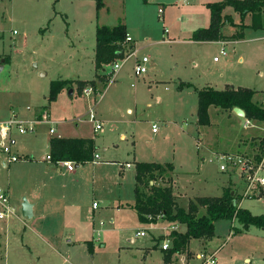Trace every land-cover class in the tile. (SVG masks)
Segmentation results:
<instances>
[{"label":"rangeland","instance_id":"374dc122","mask_svg":"<svg viewBox=\"0 0 264 264\" xmlns=\"http://www.w3.org/2000/svg\"><path fill=\"white\" fill-rule=\"evenodd\" d=\"M209 1L223 0H105L109 16L104 19L96 17L95 0L81 4L79 0H0V121L14 117L29 127L35 125L34 132L18 137L21 161L4 166L6 157L0 154V189L9 190L12 203L25 222L28 218L22 215L21 208L32 187L31 163L48 155L50 137L59 135L94 138L103 162L174 164V194L185 209L196 197L222 196L229 189L237 194L242 208L253 215H264V188L251 187L238 171L221 172L224 162L218 158L225 154L256 158L253 144L246 149L244 141L250 144L254 137L264 138V124L251 121L246 127L247 121L244 125L241 119L229 120L227 111L211 107V125H197V89L210 86L224 90L228 82L243 81L264 92V31H245L247 40L254 37L253 43L224 45L229 56L221 54L223 45L219 42L192 41L193 32L209 27ZM161 3L167 5L164 14L158 12L163 8ZM227 13L240 21V15L232 8L228 7ZM120 22L133 29L138 50L126 41V61L116 76H108L107 68L106 74L100 73L106 82L94 80L93 95L79 94L77 89L70 94L65 89L55 102L49 103L52 81L95 77L96 26L105 23L113 27ZM244 22L249 23L250 19ZM222 34L233 37L237 29L225 25ZM135 52L137 57L150 58L148 72L139 78L133 76ZM240 55L243 63L238 61ZM4 58H8L5 64ZM183 84L191 86L180 88ZM258 99L254 102L263 107L264 100ZM91 109L103 124L99 132H95L89 119ZM46 112L49 119L39 120ZM154 124L158 128L155 133ZM51 128L56 129L55 135L50 134ZM198 139L202 144L199 147ZM94 164H85V177L94 182L95 194L103 195L96 196V225L102 221L111 230L108 237L95 233L96 254L87 246H79L71 260L77 264H163L162 251L154 249L156 234L162 233L157 240L172 247V232H180L181 225L165 220L142 225L138 216L129 211L116 216L112 208L115 199L120 194L129 196V177L135 168L126 170L128 181L122 188L121 180L113 175L116 166L102 165L96 170ZM92 204L93 200L89 206ZM204 212L202 209L201 214ZM23 227L18 222L10 228L9 244L5 238L2 242L0 264H11L9 255L14 253L16 240L22 239ZM137 229L147 236L137 237ZM237 230L242 227L236 220L215 223L210 250L218 251L217 264H264V229L251 226ZM5 232L7 229L3 236ZM133 236L136 241L131 243ZM101 243L105 248L101 249ZM201 249L197 240L191 241L194 254ZM43 256L39 264H72L63 249L59 255L49 252ZM15 257L21 260L20 256Z\"/></svg>","mask_w":264,"mask_h":264},{"label":"trees","instance_id":"16d2710c","mask_svg":"<svg viewBox=\"0 0 264 264\" xmlns=\"http://www.w3.org/2000/svg\"><path fill=\"white\" fill-rule=\"evenodd\" d=\"M146 2V0H144ZM58 2V0H55ZM97 13L105 8V0H95ZM232 8L241 17V22L235 24L232 15L226 14V8ZM210 10V25L198 29L191 40L198 43L218 42L225 38L222 29L225 25H232L240 30L233 39L242 38V31L246 27L244 20L252 17L250 28L255 31L264 29V0H223L207 4ZM127 28L121 22L113 27L97 25L95 69L98 73L110 68L116 61L124 59L126 54ZM8 58H5V62ZM100 81L104 77L97 75ZM77 84L80 93L85 86L94 81H52L48 96L49 103L55 102L59 94L65 89H73ZM191 86L183 84L180 88ZM96 89V87H95ZM198 110L197 125L210 126V108L217 107L233 112L241 108L246 119L264 124V108L254 102L255 91L247 88L228 87L225 90H216L212 87L197 89ZM256 162H260L264 154V138L259 139ZM97 152L96 141L93 138H52L50 141V156L52 162H75L77 165L90 163ZM172 164L137 163L136 164V201L133 209L143 224L156 223L165 220L169 223H178L186 227V231L172 232V247L166 251L165 264H170L174 254H183L188 251L191 240H211L215 236V223L219 220H236L242 230L251 226L264 229V215H253L249 210L240 206L241 201L232 190L226 189L221 197H199L191 201L188 209L180 207L174 194ZM204 213L201 214V210ZM237 230L236 232H241Z\"/></svg>","mask_w":264,"mask_h":264},{"label":"crops","instance_id":"0c3cea01","mask_svg":"<svg viewBox=\"0 0 264 264\" xmlns=\"http://www.w3.org/2000/svg\"><path fill=\"white\" fill-rule=\"evenodd\" d=\"M82 2H84V0H79L78 3L81 4ZM58 3H60V0H58ZM210 3H216V2H210L209 1L207 4H210ZM160 5H162V7H163L162 9L164 11L163 12V14H164L167 5L164 3H161ZM105 7H106V5H105ZM159 9H158V12H159ZM227 10H228V8H227ZM227 10L225 11V13L232 15L231 13H227ZM108 16H109V11L106 10L105 8H103L99 14L97 13V9H96V17L97 18L103 17L104 19H107ZM232 17H233V15H232ZM233 19H234V17H233ZM247 19H250V22L249 23L244 22L246 27L242 31V33H243L242 38L233 39L232 37H226L223 35L225 37V39L218 41V42L221 43L222 45L224 44L225 46L227 44H234V45L240 44L241 45V44H243V42L253 43L254 37L250 38L248 40L246 39V32L245 31L253 30L252 28H250V25L252 23V17L247 16L244 21H247ZM234 22H235V24H239L241 22V17H240V21L239 20L236 21L234 19ZM103 25H106V24L104 23ZM96 28H97V26H96ZM126 28H127L128 35L132 38L131 47L132 48L135 47V49L137 51L138 50L136 48L137 39L135 38L134 34H132L133 29L128 28L127 26H126ZM236 29H237V33L240 32V30L238 28H236ZM258 31H264V29L258 30ZM191 38H192V36H191ZM258 41H261V39L258 38ZM127 46H128V44H127ZM136 55H137V52H136ZM225 56H229L228 53ZM3 60H4V64H5L6 63L5 58ZM238 61L240 63H243L244 57L242 55H240L238 57ZM94 66H95V58H94ZM106 69L103 71L104 73L106 72ZM95 71H96V69H95ZM100 73H98L96 71L95 77L91 80H72V81H75V82H77V81H94L95 79H97L96 77H97V75H100ZM133 76H134V73H133ZM225 85H226L225 89L228 87H233L235 89H238V88L251 89V90L255 91L254 100L256 97L259 98L257 101L264 100V92L263 91L260 92L259 90L252 88L253 86H249L248 82L242 81V82H238L237 84L228 82ZM76 86H77V84L75 83L74 87L72 89L73 93H75V90L77 89ZM86 87H92L94 89V91H96L92 85H87V86H85V88ZM207 87H210V86H207ZM77 91H78V89H77ZM79 94H84V92H82V93L79 92ZM90 95H93V93ZM226 113H227L229 120L236 121V120L241 119V120H243V124L244 125L246 124V121H247L246 117L242 119L241 117H238L234 113V111L233 112L227 111ZM246 127H248V126L246 125ZM244 129H246V128H244ZM56 132L57 131H55V134H56ZM55 134H53V135H55ZM18 137L19 136H17V139H18ZM52 138H54V137H50L49 143L47 145L48 155L50 154V141ZM55 138H77V137H66V136L59 135V137H55ZM82 138H84V137H82ZM260 138H262V137H260V136L254 137L250 141L251 142L250 144H249V142L244 141V146L247 149L248 146L250 147V145L253 144L252 145L253 148H256V146H258V143H259L258 139H260ZM200 145H202V144L200 143V140L198 139L197 146L199 147ZM96 146H97V144H96ZM17 150H18V153L21 155V153H20L21 151H20L18 146H17ZM243 152L246 153V151H243ZM243 152H241V153H243ZM96 154H98V148H97ZM217 154H219V153H217ZM46 157H47V155L45 157H43L41 160H38L37 163H35V162L31 163L32 165H34V167L32 168V173H31V177H30L32 187L29 190V192L25 195L26 198H25L24 202L22 203V208H21L22 215L25 218H28V221L25 222L20 217V213L17 210V207L14 206L15 205L14 203H12V204H14L13 206L16 208V215L7 219L6 221H0V252L2 250V242H3L4 238H5V241L7 242V244H9V240L11 238L10 228L18 222H20L24 226L22 239L21 240L18 239V241L16 240V245H14V253L11 252L9 255L10 257L7 256V259L9 257L8 261H9V263L11 262V264H39L42 261V258L44 257L43 255H47L49 252L52 253L53 255H59L62 253V249L64 250V253L66 254L67 260L72 264H77L74 262V260H71V254L73 253V251L79 246H83V247L87 246L88 249H90V251H93L94 254H96L97 250H96V245H95V241H94L95 233L99 234V235L104 233V235H106L105 237H108V234L110 233V230H111V228H106V224L103 223L102 221L99 223L98 226L96 225L95 212L97 209H99V205H98V207H96L97 208L96 209L94 207V203L96 201V196L98 197V196H103V195L101 193L96 195L95 194L96 191L94 188V182L90 183L89 181H87V179L85 177V174H86L85 164L76 165V168L74 171H68L66 169V167L57 165L52 161L46 160ZM133 161H134L133 164H132V162L125 161L124 163H119L118 165H116V162H103L102 158L100 156L99 161L94 164V167H95L94 169H96V170H97L96 167H99L102 165H104V166H116V170L114 171L113 175L118 181L121 180L120 186L122 188H123L124 183L126 182V180L128 178V175L126 174V170L131 169L133 166L135 168L134 175L129 177V181H130L131 186H132L129 189L130 190L129 196H128V193L125 194L124 196H123V194H120L118 196V198L115 199L114 207H112L116 211V213H117L116 216H118V217L121 216V213L124 211H127V212L129 211L131 214H135L136 216H138L135 209H133V206H134L135 201H136V193H135V189H136V164L137 163H148V162H138L136 160H133ZM90 163H93V162H90ZM151 163H156V162H151ZM128 164H130V166H128ZM159 164H163V163H159ZM165 164H172V163H165ZM3 165H4V162H3ZM172 165L174 167V172H173L174 173L173 178H174L175 176L177 177V172H176L175 165L174 164H172ZM176 179H175V181L173 180L174 186H175V182H177ZM132 182H134L133 185H132ZM225 188H226V186L223 188V192H224ZM5 190H7V189H5ZM7 191L9 192V190H7ZM209 197H213V196H209ZM217 197H221V196H217ZM10 198H11V195H10ZM196 198H199V197H196ZM91 200H93V204H92L93 207L89 206V202H91ZM11 202H12V199H11ZM24 203H26L29 206V208L27 207V209H26V212L28 213L26 215L24 214V210H23ZM240 205H241V203H240ZM93 211H94V213H93ZM133 212H135V213H133ZM111 222L114 224L113 220H111ZM141 224L142 225H149V224H143V223H141ZM153 224H155V223H153ZM179 225H181V224H179ZM181 227L183 229L180 232L184 233L186 231V227L184 225H181ZM4 229H7V232H5V234L3 236L2 232ZM141 232H143L142 229L141 230L137 229L136 230V236L137 237H146L147 236V234H146V236L139 235V233H141ZM160 234H162V233L156 234L157 235L155 237L156 245L154 246V249H160L162 251V254H163L162 262H163V264H165L164 257L166 255V251L162 250V244L163 243L161 241L157 240L158 236ZM11 240H13V239H11ZM129 241L131 243H134L136 241V238L133 236L130 238ZM197 241L202 246L201 251L197 254H200L201 252L215 253L217 256V263H218V251L217 250H215V251L210 250V243H211L212 239L211 240H197ZM101 242H103V241H101ZM104 243H101L102 244L101 249L105 248L106 245ZM10 246L13 248V243H11ZM6 249L8 251V246ZM189 253H190V257H189ZM197 254H194L190 250V244H189L188 251L186 253H183V254H174L170 264H192L193 261H197V260L199 261V259L197 258ZM191 255H193V256L191 257ZM15 256H20L21 260H19ZM7 259H6V261H7ZM144 259H147V256ZM78 260H80V259H78Z\"/></svg>","mask_w":264,"mask_h":264},{"label":"built area","instance_id":"2783aa9c","mask_svg":"<svg viewBox=\"0 0 264 264\" xmlns=\"http://www.w3.org/2000/svg\"><path fill=\"white\" fill-rule=\"evenodd\" d=\"M163 9H159V13L163 14ZM128 42H132V38L128 35L127 40ZM222 55H227V51L224 47L221 50ZM136 59L135 65L133 68V73L135 77H142L144 74H146L149 70L150 66V58L147 56H144L142 58L136 57V52L132 55ZM126 60L120 59L116 61L111 67H110V73L108 72V76L110 75L112 78L116 76V74L120 71L122 68V63ZM215 61H219L218 58H215ZM111 78V79H112ZM84 94L89 96L94 92V89L92 87H86L83 90ZM264 108V103H263ZM39 120H48L49 119V113L46 112L42 115H40ZM90 121L94 124V130L95 132H99L103 129V124L97 120L96 113L94 112V109H91L90 115H89ZM251 124L250 120H247V126ZM158 128L154 124L153 125V132H157ZM35 131V125L32 127H29L25 125L22 122H19L16 118H10L7 121H0V153L6 157V160L4 161V165H11L13 163H18L23 159V157L18 153L17 146H18V139L17 136H24L28 134L29 132ZM55 129L52 128L50 130V133L53 135L55 134ZM222 159L224 162L220 170L221 172H240V175L246 177L248 183L251 185V187H256L259 189L264 188V174L262 173V170H264V154H262V159L260 162H256L254 159L249 158L248 156L243 155H229L225 154L221 157H218ZM100 159V156L98 154L94 155L93 163H97ZM46 160L52 161L50 154L47 155ZM60 166L66 167L68 171H74L76 168V163L71 161H61L58 163H55ZM130 166V164H128ZM94 207H98V204L94 203ZM16 215V208L13 206L10 198V194L7 190L0 189V221H6L7 219L13 217ZM146 232L143 231L139 233L141 236H146ZM171 246L168 243L162 244V250L167 251L170 249ZM197 258L200 261V264H217V256L215 253H206L201 252L200 254H197Z\"/></svg>","mask_w":264,"mask_h":264},{"label":"water","instance_id":"95a60500","mask_svg":"<svg viewBox=\"0 0 264 264\" xmlns=\"http://www.w3.org/2000/svg\"><path fill=\"white\" fill-rule=\"evenodd\" d=\"M2 63H4V60L2 61ZM2 69H3V66L0 67V70H2ZM72 93H73V90L71 89L70 90V94H72ZM233 111L238 117H241V118H245L246 117V114H245L244 110H242L241 108H235ZM27 207L29 208V206L26 203H24L23 210H24V214L25 215L28 214L26 212Z\"/></svg>","mask_w":264,"mask_h":264}]
</instances>
